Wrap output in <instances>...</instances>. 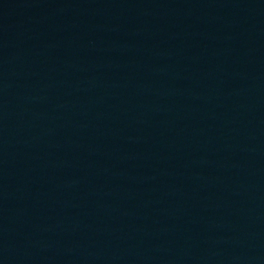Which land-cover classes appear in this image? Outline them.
Masks as SVG:
<instances>
[{
	"label": "water",
	"instance_id": "obj_1",
	"mask_svg": "<svg viewBox=\"0 0 264 264\" xmlns=\"http://www.w3.org/2000/svg\"><path fill=\"white\" fill-rule=\"evenodd\" d=\"M0 264H264V0H0Z\"/></svg>",
	"mask_w": 264,
	"mask_h": 264
}]
</instances>
